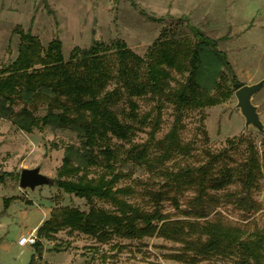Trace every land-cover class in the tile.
Masks as SVG:
<instances>
[{
	"label": "trees",
	"instance_id": "1",
	"mask_svg": "<svg viewBox=\"0 0 264 264\" xmlns=\"http://www.w3.org/2000/svg\"><path fill=\"white\" fill-rule=\"evenodd\" d=\"M189 28L192 36L163 29L144 56L113 39L75 47L66 59L60 39L45 46L30 30L15 27L18 55L0 68V117L28 133L48 126L75 131L80 143L65 146L54 183L89 204L88 211L53 208L37 229L39 240L28 264L41 259L43 237L64 229L100 244L159 237L179 244L168 257L183 262L264 264V224L249 220L264 208L255 197L264 179L256 146L250 142L246 159L231 167L226 160L244 140L228 138V147L219 151L204 146L196 165L189 161L196 157V147L181 136L186 111L221 104L244 85L218 40L197 26ZM174 73L186 74L184 81ZM146 97L155 104L142 113L138 100ZM168 103L175 119L158 137ZM41 108L45 112L38 115ZM145 127L146 141L135 142L136 131ZM203 133L207 143L208 133ZM130 164L143 167L147 177L135 178L126 169ZM123 180L130 183L120 185ZM235 181L240 189L229 190ZM165 203L174 210L168 211ZM229 206L247 222L218 210ZM124 247L112 246L118 251Z\"/></svg>",
	"mask_w": 264,
	"mask_h": 264
},
{
	"label": "rangeland",
	"instance_id": "2",
	"mask_svg": "<svg viewBox=\"0 0 264 264\" xmlns=\"http://www.w3.org/2000/svg\"><path fill=\"white\" fill-rule=\"evenodd\" d=\"M189 24L218 40L219 48L227 53L243 84H253L264 78V0H0V68L18 55L16 26L30 30L45 46L53 39H60L65 58L69 59L75 47L87 48L93 41L109 42L113 39L124 40L132 50L144 56L165 28H175L179 35L192 36ZM174 76L176 80L184 81L186 74L174 73ZM138 102L142 113L148 112L155 104L147 97ZM253 102L259 106L264 122V87L254 96ZM236 104L233 94L221 104L185 112L181 136L196 147V157L189 158L192 164L201 163L197 156H201L204 146L219 151L228 147V138L243 137L244 142L236 151L231 150L232 157L226 160L228 166L236 167L246 159L250 142L256 146L264 165V133L254 128L246 129L245 119ZM22 106L18 105L16 110ZM44 112L41 108L37 114L43 115ZM161 118L158 137L172 127L175 119L173 105L168 103L163 107ZM148 130V127L137 130L133 140L137 143L146 141ZM204 130L209 136L207 143ZM70 143H80L78 134L70 129L48 126L28 133L17 128L11 120L0 117V177L3 178L0 181V264L30 262L34 245L21 246L19 239L34 233L37 242V229L49 218L53 208L68 206L89 210L85 199L65 192L55 183L35 189L20 187L23 168L40 167L42 173L55 179L65 146ZM124 146L127 148L129 144ZM126 169H131L135 178L148 175L143 167L133 164ZM261 182L263 189L257 191L255 197L264 204V179ZM128 183L129 180H123L120 185ZM240 186V182L235 181L228 189L239 190ZM97 203L110 207L101 200ZM165 204L168 211L174 210ZM218 210L231 220L247 222L232 206ZM262 214L264 208L249 220L255 218L262 226ZM41 241L44 249L38 264L215 263L171 259L168 254L175 252L179 244L155 236L141 241L115 238L110 243L100 244L86 234L64 229L48 238L43 237ZM114 244L125 247L118 251L112 248Z\"/></svg>",
	"mask_w": 264,
	"mask_h": 264
},
{
	"label": "water",
	"instance_id": "3",
	"mask_svg": "<svg viewBox=\"0 0 264 264\" xmlns=\"http://www.w3.org/2000/svg\"><path fill=\"white\" fill-rule=\"evenodd\" d=\"M264 87V78L253 84H244L235 91L237 108L245 119L246 129L254 128L264 133L259 106L253 102L254 96ZM20 187L35 189L37 186L54 184V179L41 172L40 167L23 168L19 179Z\"/></svg>",
	"mask_w": 264,
	"mask_h": 264
},
{
	"label": "built area",
	"instance_id": "4",
	"mask_svg": "<svg viewBox=\"0 0 264 264\" xmlns=\"http://www.w3.org/2000/svg\"><path fill=\"white\" fill-rule=\"evenodd\" d=\"M36 235L34 233H31L29 235H23L19 239V245L26 246V245H34L36 243Z\"/></svg>",
	"mask_w": 264,
	"mask_h": 264
}]
</instances>
